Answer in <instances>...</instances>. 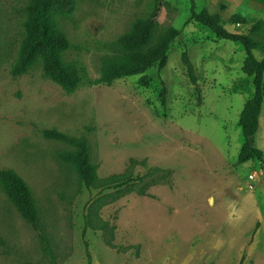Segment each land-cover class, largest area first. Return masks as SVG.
Instances as JSON below:
<instances>
[{
  "label": "rangeland",
  "instance_id": "obj_1",
  "mask_svg": "<svg viewBox=\"0 0 264 264\" xmlns=\"http://www.w3.org/2000/svg\"><path fill=\"white\" fill-rule=\"evenodd\" d=\"M26 3L0 0V170H13L30 188L51 253L0 184V264H88V253L92 264L264 263L252 244L260 223L264 227V214L252 197L264 204V163L237 159L244 143L238 120L253 94L252 79L242 72L241 45L218 39L190 20L188 0H164L147 48L176 28L179 35L166 66L143 74L147 86L139 83L140 76L103 83L105 60L116 53L132 22L152 10L154 0H76L70 16L57 18L70 44L63 63L77 79L68 91L45 77L39 63L21 76L10 73L23 37ZM195 3L197 11L219 14L227 30L260 42L254 54L261 58L264 4ZM234 14L247 24L230 25ZM255 24L259 33H253ZM183 53L193 67L195 85L182 63ZM162 84L165 106L159 99ZM50 129L85 137L98 177L152 171L146 179L152 183L144 195L137 184L118 193L85 189L56 157L68 146L43 137ZM254 146L264 153V103ZM252 173L256 182L249 190ZM89 212L95 222L115 227L116 249L105 245L100 231L86 228ZM226 228L236 229L230 239Z\"/></svg>",
  "mask_w": 264,
  "mask_h": 264
},
{
  "label": "trees",
  "instance_id": "obj_2",
  "mask_svg": "<svg viewBox=\"0 0 264 264\" xmlns=\"http://www.w3.org/2000/svg\"><path fill=\"white\" fill-rule=\"evenodd\" d=\"M189 1V19L207 28L218 39L238 43L241 45L245 58L242 64L244 75L252 79L253 94L243 105L238 125L244 138V143L238 153L239 163L258 161L264 163V154L254 146V136L259 125V116L264 103V54L260 59L254 52L261 49V43L244 33L227 30L219 14H210L206 9L196 10L195 0ZM264 4V0H253ZM164 0H154L152 10L143 17L135 19L129 31L125 33L116 45V53L105 60L102 69L101 82L140 76L139 83L147 86V70L156 66L162 70L167 64V53L174 40L179 35L176 28H170L160 39L158 44L147 48L154 26L158 21ZM76 8V0H27L25 18L22 23L23 37L17 55L11 65L10 73L13 77L26 74L34 65L40 64L45 77L54 81L66 90H72L77 79L74 73L63 63V54L70 48L69 41L60 30L57 18L70 16ZM230 25L247 24V20L237 14L231 16ZM260 27L255 24L253 33H259ZM182 63L193 85L196 84L193 67L186 53L182 55ZM167 89L162 84L159 92L161 106L166 105ZM46 140L56 141L68 146L69 149L56 153V157L63 164L68 165L78 183L89 191L102 193L107 190L122 192L127 187L140 185L139 193L144 195L151 182L152 171L142 176H132L129 172L100 178L97 175V165L91 160L90 148L85 137H74L60 131L50 129L42 132ZM253 138L250 146L249 138ZM0 184L5 195L20 217L35 232L44 246V250L51 253L50 241L46 232L43 218L36 205L32 192L24 180L13 170H0ZM112 196L107 194L105 197ZM104 197V196H102ZM85 226L93 231H100L106 246L117 248L113 243L114 226L108 222L92 219V213L85 216ZM88 264H92L89 253Z\"/></svg>",
  "mask_w": 264,
  "mask_h": 264
},
{
  "label": "crops",
  "instance_id": "obj_3",
  "mask_svg": "<svg viewBox=\"0 0 264 264\" xmlns=\"http://www.w3.org/2000/svg\"><path fill=\"white\" fill-rule=\"evenodd\" d=\"M259 125H260V116H259ZM259 125H258V127H259ZM258 130V129H257ZM257 133V132H256ZM256 135V134H255ZM260 150V149H259ZM262 151V150H261ZM263 152V151H262ZM264 154V153H263ZM242 164H244V163H242ZM252 190H254V188L252 189ZM255 191H253L252 193H254ZM252 197L257 201V203H258V205H259V207H257V206H255L256 207V209L257 210H260L261 212H263V214H264V204L262 203V200H261V198H259V197H255V196H253L252 195ZM253 198H252V200H253ZM254 201V200H253ZM260 222V221H259ZM264 229V227L262 226V223H260V227H259V230H257L255 233V237H254V242L252 243L253 244V247H257V250L259 249L261 252H262V255L264 256V243H262V241H264V235H263V233H262V231H260V230H263ZM227 236H228V239H230V236L232 235H234V234H236V229L235 228H226V233H225ZM225 247H227V250H229L230 249V247L228 246V244H227V246H225ZM225 247H223V251H226V248ZM261 247V248H260ZM260 257H262V256H260ZM259 257V258H260ZM262 259H264V258H262ZM256 262V261H255ZM255 264H260V262L259 263H255ZM262 264H264V263H262Z\"/></svg>",
  "mask_w": 264,
  "mask_h": 264
},
{
  "label": "built area",
  "instance_id": "obj_4",
  "mask_svg": "<svg viewBox=\"0 0 264 264\" xmlns=\"http://www.w3.org/2000/svg\"><path fill=\"white\" fill-rule=\"evenodd\" d=\"M247 181H248V189L252 190L254 188V183L256 182V175L255 174H249L247 176Z\"/></svg>",
  "mask_w": 264,
  "mask_h": 264
},
{
  "label": "water",
  "instance_id": "obj_5",
  "mask_svg": "<svg viewBox=\"0 0 264 264\" xmlns=\"http://www.w3.org/2000/svg\"><path fill=\"white\" fill-rule=\"evenodd\" d=\"M249 143H250V146L252 147L253 146V138L252 137L249 138Z\"/></svg>",
  "mask_w": 264,
  "mask_h": 264
}]
</instances>
